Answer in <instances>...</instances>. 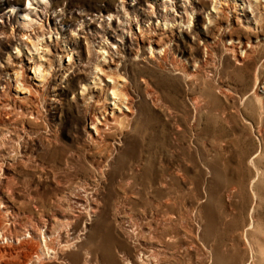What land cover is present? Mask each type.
Listing matches in <instances>:
<instances>
[{
	"label": "rangeland",
	"instance_id": "374dc122",
	"mask_svg": "<svg viewBox=\"0 0 264 264\" xmlns=\"http://www.w3.org/2000/svg\"><path fill=\"white\" fill-rule=\"evenodd\" d=\"M31 1L0 0V246L264 264V0Z\"/></svg>",
	"mask_w": 264,
	"mask_h": 264
},
{
	"label": "bare ground",
	"instance_id": "6f19581e",
	"mask_svg": "<svg viewBox=\"0 0 264 264\" xmlns=\"http://www.w3.org/2000/svg\"><path fill=\"white\" fill-rule=\"evenodd\" d=\"M31 4H32V1L31 0H28V5L29 6H31ZM27 9L28 8H24L23 9V11H22V13H24V16H23V20L25 21V23L26 24H28L29 25V27L30 26H32V24H33V22H36V21H34V18L33 17H30V15H29V11H27ZM14 6L12 5V8H10L9 9V12H14ZM33 14V13H32ZM37 15V14H36ZM39 17V16H38ZM41 19V18H40ZM105 42V41H104ZM88 47V46H87ZM109 47H110V45H109ZM101 48H103V47H101ZM109 49V48H108ZM103 50V49H102ZM107 52H108V50H106ZM113 51V50H112ZM111 51V52H112ZM116 52V51H115ZM110 53V52H109ZM113 53V52H112ZM115 54V53H114ZM112 57V56H111ZM112 59V58H111ZM112 62H113V60H112ZM115 64V63H114ZM102 65V64H101ZM104 65V64H103ZM108 65V64H107ZM35 66H37V70L39 69V67H41L40 65H35ZM107 70V69H106ZM104 72V71H103ZM107 72H109V70L107 71ZM107 74H109V73H107ZM110 75L111 74H109V80H107V82H111V87H110V94H112L114 97V99L115 98H117V101L116 100H114L113 101V108H112V110H118L119 112H122V110H121V107H120V105H119V103H117V102H123V100L121 99V97H119L118 95H119V93L117 92V90L119 89V91H120V88L118 87V89H117V85H116V81H118V80H114V79H112V78H110ZM117 75V74H116ZM106 76V75H105ZM118 77V76H117ZM101 79V78H100ZM99 79V80H100ZM115 79H116V77H115ZM101 82V81H100ZM118 83V82H117ZM119 85V84H118ZM122 88H123V86H121ZM108 88V87H107ZM124 89H125V87H124ZM122 91H124V90H122ZM122 91H121V93H122ZM107 94V93H106ZM109 94V95H110ZM123 94V93H122ZM107 97V96H106ZM125 97H127V96H125ZM130 97V96H129ZM128 98V97H127ZM106 100V99H105ZM127 102V101H126ZM109 103V102H108ZM124 103V102H123ZM127 104V103H126ZM125 106V105H124ZM133 106V105H132ZM125 108V107H124ZM133 108V107H132ZM126 109L129 111V109H128V107H126ZM111 110V111H112ZM131 112H132V110H130ZM113 112V111H112ZM126 116V115H125ZM117 117V116H116ZM128 117V116H127ZM116 120V119H115ZM124 120V119H123ZM113 121V120H112ZM120 122V121H119ZM109 124V123H108ZM119 123L117 122V125H118ZM107 128V127H106ZM106 128H105V130H106ZM99 129V128H98ZM99 133V132H98ZM150 151V150H149ZM152 152H154V151H152ZM258 154V153H257ZM152 156V155H151ZM149 160V159H148ZM151 161H152V158H151ZM155 163V162H154ZM144 164V163H143ZM165 165V164H164ZM145 167V166H144ZM149 171V170H148ZM153 172V171H152ZM145 173V172H144ZM138 176V175H137ZM142 176V175H141ZM168 177V176H167ZM147 178V177H146ZM165 179V178H164ZM164 179H162V180H160V182L159 183H161L160 185H164ZM153 180V179H152ZM146 181H148V180H146ZM145 181V182H146ZM176 182V181H175ZM147 183H149V181L147 182ZM152 183V182H151ZM155 183V182H154ZM173 183V182H172ZM166 185H164L163 187H165ZM158 187V186H157ZM174 187V186H173ZM148 188V187H147ZM158 189V188H157ZM171 190V189H170ZM175 191V190H174ZM86 192H87V189H86ZM168 193H169V191H168ZM88 194H89V192H88ZM153 194V193H152ZM173 195V194H172ZM174 197V196H173ZM171 198V197H170ZM167 199H169L168 197H167ZM172 199V198H171ZM177 200V199H176ZM169 201V200H168ZM172 201V200H171ZM162 204V203H161ZM168 204V203H167ZM91 206V205H90ZM89 206V207H90ZM168 206V205H167ZM158 207V206H157ZM177 207V206H176ZM231 207V206H230ZM86 208V207H85ZM159 208H161V207H159ZM172 208H173V206H172ZM178 208V207H177ZM94 209V208H93ZM92 209V210H93ZM165 209V208H164ZM95 210V209H94ZM160 210H162V209H160ZM166 210V209H165ZM85 212H87V210L85 211ZM177 212H179V211H177ZM90 213V212H89ZM172 213V211L171 210H169L168 211V209H167V215H170ZM179 214V213H178ZM224 214V213H223ZM171 216H172V214H171ZM171 216H169V217H171ZM176 216V215H175ZM179 216H180V214H179ZM213 216V215H212ZM163 217V216H162ZM177 217V216H176ZM182 217V216H181ZM227 217V216H226ZM233 217V216H232ZM168 218V217H167ZM177 219V218H176ZM229 218H227V220H228ZM168 220V219H167ZM166 220V221H167ZM172 220V219H171ZM171 220H170V222H171ZM174 220V219H173ZM222 220V219H221ZM226 220V221H227ZM161 221V220H160ZM211 221V220H210ZM235 221V220H234ZM175 223V222H174ZM233 223H235V222H233ZM160 224V223H159ZM224 224H226V223H224ZM237 224V223H236ZM1 225H3V223L1 224ZM249 225V224H248ZM165 226V225H164ZM210 226V225H209ZM169 227V226H168ZM172 227V226H171ZM224 227V226H223ZM226 227V226H225ZM237 227V226H236ZM235 227V228H236ZM7 228V227H6ZM158 228H159V226H158ZM163 228V227H162ZM174 228H175V226H174ZM209 228V227H208ZM1 229H3V228H1ZM5 229V228H4ZM219 229V228H218ZM248 229V228H247ZM246 229V230H247ZM164 230V229H163ZM170 230V229H169ZM234 230V229H233ZM175 230H173V232H174ZM210 231V230H209ZM4 232V231H3ZM8 232V231H7ZM158 232V231H157ZM213 232H214V230H213ZM232 232V231H231ZM234 232V231H233ZM232 232V233H233ZM237 232V231H236ZM5 233H6V231H5ZM233 235V234H232ZM0 236H2V237H5V236H7L6 234H4V233H2V235H0ZM31 236V235H30ZM167 236V235H166ZM220 237V236H219ZM178 238V237H177ZM17 239V238H16ZM158 239V238H157ZM174 239H176V238H174ZM174 239H172L171 238V240H174ZM159 240V239H158ZM161 240V239H160ZM159 240V241H160ZM167 240H168V238H167ZM177 240V239H176ZM50 241V240H49ZM162 241V240H161ZM160 241V242H161ZM176 242V241H175ZM229 242V241H228ZM41 243V242H40ZM40 243H38V242H36V243H32L28 248H26L25 246H23V242H21V241H19V243L18 244H16V245H13L12 243H11V238H10V242H8V245H3V246H0V264H36V262H39L38 261V259H41V253H40V251L42 250V249H44V248H46V249H51L52 247H51V243L50 242H45L44 243V245H43V247L40 245ZM163 243V242H162ZM232 243H234V241L232 242ZM174 244H176V243H174ZM173 244V245H174ZM227 244V243H226ZM225 244V245H226ZM172 245V246H173ZM233 245V244H232ZM231 245V246H232ZM53 246V245H52ZM230 248V247H229ZM112 249V248H111ZM176 249V248H175ZM233 249H235L234 247H233ZM54 250V249H53ZM52 250V251H53ZM107 250V249H106ZM162 250V249H161ZM178 250V249H177ZM236 250V249H235ZM57 251V250H56ZM160 251V250H159ZM168 251V250H167ZM111 252V251H110ZM157 252V251H156ZM173 252V251H172ZM236 252V251H235ZM234 252V253H235ZM55 253V252H54ZM62 254V253H61ZM110 254V253H109ZM113 254V253H112ZM111 254V255H112ZM151 254V253H150ZM155 254V253H154ZM110 255V257H112ZM149 255V254H148ZM232 255H234L233 253H232ZM231 255V256H232ZM238 255V254H237ZM146 256V255H145ZM160 256V255H159ZM34 257H37L36 259L37 260H35L34 259ZM58 257H62V255H59ZM64 257V256H63ZM143 257V256H142ZM153 257H155V255H153ZM175 257V256H174ZM235 257V256H234ZM233 257V258H234ZM240 257H241V255H240ZM148 258H150L151 259V257H148ZM159 258V257H158ZM168 258V257H167ZM169 258H170V256H169ZM232 257H230L229 259H231ZM239 258V257H238ZM57 259V258H56ZM55 259V260H56ZM63 259V258H62ZM143 258H141V260H142ZM147 259V258H146ZM166 259V258H165ZM164 259V260H165ZM172 259H173V257H172ZM175 259V258H174ZM235 259H237V258H235ZM240 259V258H239ZM44 260V259H43ZM111 260V259H110ZM175 260H177V259H175ZM242 260H243V258H242ZM75 261V260H74ZM117 261V260H116ZM142 261H144V260H142ZM146 261V260H145ZM160 261V260H159ZM170 261V260H169ZM236 261V260H235ZM241 261V260H240ZM59 262V261H58ZM76 262V261H75ZM157 262V261H156ZM233 262V261H232ZM144 263V262H143ZM158 263V262H157ZM163 263V262H162ZM170 263V262H169ZM177 263H179V262H177ZM219 263H221V262H219ZM234 263V262H233ZM42 264V263H41ZM67 264V263H66ZM109 264H115L112 260L109 262ZM146 264H147V262H146ZM160 264V263H159ZM171 264V263H170ZM227 264V263H226ZM228 264H230V262H228Z\"/></svg>",
	"mask_w": 264,
	"mask_h": 264
}]
</instances>
